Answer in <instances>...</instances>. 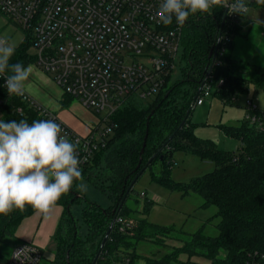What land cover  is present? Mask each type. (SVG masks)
I'll return each mask as SVG.
<instances>
[{
  "label": "trees",
  "instance_id": "trees-1",
  "mask_svg": "<svg viewBox=\"0 0 264 264\" xmlns=\"http://www.w3.org/2000/svg\"><path fill=\"white\" fill-rule=\"evenodd\" d=\"M223 17V8L214 9L211 14L189 16L182 37L181 62L186 64L181 68L183 79L170 83L166 92L150 102L133 96L127 98L114 114L112 124L115 128L106 149L83 170L84 180L100 190L111 201V206L107 209L97 206L80 196L74 186L63 195L57 205L63 208V215L53 237L55 259L48 264H135L136 247L140 242L166 246L167 241L182 246L159 260L145 258L146 264H196L190 261L192 257L205 259L209 264H247L250 256L264 257V127L251 125L244 119L239 126L221 127L226 137L241 143L238 152H229L210 140L198 138L190 122L192 105L212 63L210 55L218 43ZM241 30L239 25L228 31V39L221 46L224 49L219 58L221 63L212 74L216 81L213 95L225 107L232 106L250 85L264 92V67L233 60L228 55L233 48V37ZM32 43L33 40L27 37V45L15 51L9 63L35 64V58L27 56ZM221 80L223 83L217 85ZM67 98L62 102L63 106H67ZM0 99L5 100L0 109V119L5 122L25 119L31 123L40 119L34 107L19 97L9 98L8 92L1 88ZM17 108H22L23 113L19 114ZM256 113L264 118V107ZM177 151L216 165L212 173L194 179L189 185L170 186L184 196H200L204 201L203 208L217 209L219 222L215 237L205 235L202 229L188 234L172 227L154 225L146 219L134 220L129 215L125 203L133 191L130 186L134 179L154 162L161 161L162 177H154V181L169 182ZM154 156L155 160L149 164ZM82 200L86 203L81 213V225L87 230L85 236L79 235L78 221L70 211ZM34 213L27 207L24 212L0 215V245ZM115 215L122 222L132 221L133 227L124 228L123 233V225L116 222L101 249ZM181 255H187L189 261L180 262Z\"/></svg>",
  "mask_w": 264,
  "mask_h": 264
},
{
  "label": "built area",
  "instance_id": "built-area-1",
  "mask_svg": "<svg viewBox=\"0 0 264 264\" xmlns=\"http://www.w3.org/2000/svg\"><path fill=\"white\" fill-rule=\"evenodd\" d=\"M161 0H0V14L13 21L33 40L36 49L35 65L50 75L63 94L86 110L100 116V123L81 137L63 124L50 110L35 103L26 93L16 96L34 107L40 119H54L60 123L68 138L77 145L82 170L96 155L104 151L115 125L112 117L124 101L133 96L147 101L168 90L173 73L181 63L183 27L175 19L165 26L157 22L156 12ZM250 9H264V5L250 0ZM226 15L220 40L212 50L213 69L202 86L201 94L192 110L203 104L215 88L213 70L220 65L223 43L228 31L242 24L245 16ZM226 29V33H225ZM9 75L5 73V76ZM6 79L0 76V88ZM221 80L217 85H221ZM9 96V94H8ZM12 96H9V98ZM5 104L0 99V109ZM251 104L244 120L264 127V118ZM22 114V108H17ZM103 126V130L100 128ZM141 197H145L141 193ZM124 228H132V221L116 219ZM124 233V232H123ZM29 248L27 255L16 259L14 253ZM42 253L33 245L17 247L11 258L0 264H40ZM247 264H264V257H249Z\"/></svg>",
  "mask_w": 264,
  "mask_h": 264
},
{
  "label": "rangeland",
  "instance_id": "rangeland-1",
  "mask_svg": "<svg viewBox=\"0 0 264 264\" xmlns=\"http://www.w3.org/2000/svg\"><path fill=\"white\" fill-rule=\"evenodd\" d=\"M241 22L242 30L233 37V48L231 52H228V55L230 54L233 60L264 67V9H250ZM27 37L28 35L13 21L0 14V38H5L14 43L16 46L15 51L27 45ZM27 56L33 59L36 56V49L29 47ZM32 66L33 71L43 73L46 79L53 82L50 75L44 73L35 64ZM185 66L186 64L183 61L178 64L173 73L174 80L171 84L183 79L181 68ZM29 78L31 80V77ZM214 84H216V81H214ZM214 90L215 88L212 89L209 96L202 97L203 104L196 107L191 114L190 122L193 125L194 134L202 140H210L216 143L224 151L238 152L241 143L236 139L226 137L221 132V127L239 126L246 115L249 104L258 110H262L264 107V92L250 85L248 91L240 96L232 106L225 107L213 95ZM154 99L147 101L150 102ZM76 104L80 105L78 101L74 100L72 107ZM80 107V110L85 115H81L79 119H76L75 131L69 129L77 135L85 137L90 133L91 129L98 126L101 117L88 112L82 106ZM73 109L75 108L73 107ZM67 110L71 111V109ZM75 110L78 111L79 108ZM88 120H90L89 123H87ZM100 130H103V126ZM174 161L175 166L169 173V182L167 183L160 184L154 181V177H162L163 167L161 161L154 162L151 168L146 169L142 173L125 203L130 210V217L134 220L146 219L154 225L172 227L177 230H183L188 234L196 233L202 229L207 236H217L216 225L219 222V219L216 218L217 209L212 206L203 208L204 201L200 196L196 194L184 196L179 190L170 187L171 185H189L194 179L212 173L216 165L210 161H201L197 157L181 151L174 153ZM84 182L88 186L86 192H80L74 185L80 196L103 209L111 206V201L100 190L92 183L85 180ZM141 193H144L145 197H141ZM85 207L86 203L82 200L74 204L70 209L71 215L78 221L80 236H83L86 231L85 226L81 225V213ZM48 218L35 212L32 217L24 219L14 234L7 235L3 239L0 245V262L9 260L17 247L31 245L32 243L25 237L33 234L37 235V237L40 236V239L42 237L46 243L51 241L50 245L47 243V247L42 249L40 264H48L49 261L53 260L55 258L53 238L47 237V229L51 228ZM180 246H182L180 243L172 241H167L166 246L153 242H140L136 247L138 257L135 259V264H146L145 258L159 260ZM179 261L185 263L189 261V258L187 255H181ZM190 261L196 264H209V261L199 257H192Z\"/></svg>",
  "mask_w": 264,
  "mask_h": 264
},
{
  "label": "clouds",
  "instance_id": "clouds-1",
  "mask_svg": "<svg viewBox=\"0 0 264 264\" xmlns=\"http://www.w3.org/2000/svg\"><path fill=\"white\" fill-rule=\"evenodd\" d=\"M250 0H161L156 12L158 23L171 25L173 19L183 27L189 16L211 14L214 9L227 8L229 13L246 16ZM264 5V0H255ZM15 44L0 38V76L5 77L9 96H23L33 66L10 64ZM9 75L5 76V73ZM77 145L54 119H25L5 122L0 119V215L14 211L34 212L47 216L63 195L75 185L86 192ZM29 248L14 253L16 259L27 255Z\"/></svg>",
  "mask_w": 264,
  "mask_h": 264
},
{
  "label": "crops",
  "instance_id": "crops-1",
  "mask_svg": "<svg viewBox=\"0 0 264 264\" xmlns=\"http://www.w3.org/2000/svg\"><path fill=\"white\" fill-rule=\"evenodd\" d=\"M30 77H31V80L29 78V81L26 83L25 93L35 103H37L38 105L52 111L58 117V119L63 124H65L68 128L74 130V128L76 126V123H75L76 119H79L81 115H85L80 110L81 105L76 104L73 106L75 109L79 108L78 111L73 109L72 104L74 103V101H72V100L70 101L69 98H67L63 94L62 90L54 82L46 79V77L43 73L33 71V73L30 75ZM66 98H67L68 104H67V106H63L62 102ZM67 109H71V111L67 110ZM88 112H90V111H88ZM89 121L90 120H88L87 123H89ZM62 215H63V208L59 207V206H55L53 208V210L46 216V218H48V216H49L48 222L51 226V228L47 229V231H48L47 237L48 238L51 239V237L52 238L54 237V235L57 231L56 228H58V225L61 221ZM32 216H30V217H32ZM42 216H45V215L42 214ZM85 230H86V228H85ZM53 233H54V235H53ZM86 233H87V230L85 231V234L83 236H85ZM39 237H37V235L33 234L31 236L25 237V239L29 240L32 243L31 245L38 248L40 250V252L42 253V249L47 247V243L50 245L51 241L46 243V242H44L42 237H41V239ZM54 259L49 261V262L54 261Z\"/></svg>",
  "mask_w": 264,
  "mask_h": 264
},
{
  "label": "water",
  "instance_id": "water-1",
  "mask_svg": "<svg viewBox=\"0 0 264 264\" xmlns=\"http://www.w3.org/2000/svg\"><path fill=\"white\" fill-rule=\"evenodd\" d=\"M225 20H226V15L223 17L222 23H221V25H220V29H219V40H220V36H221V34H222V31H223V27H224V24H225ZM211 57H212V53H211V55H210V58H211ZM212 69H213V65L211 64L210 67H209V71H208V73H207V75H206L205 80H204L203 82H201V84H200V88H199V91H198V93H197V97L201 94L202 86H203L204 82L206 81V79L210 76V74H211V72H212ZM167 97H168V95L166 96V98H167ZM184 124H185V121L181 124L180 129L183 127ZM147 136H148V133L146 134V137H145V140H144V143H143V148H142L141 154L144 153V149H145L146 141H147ZM155 158H156V157L154 156V157L149 161V164H151V163L153 162V160H155ZM160 160H162V159H160ZM141 175H142V172H141V173H140V174L134 179L132 185L130 186V190L133 188V186L135 185V183L137 182V180L139 179V177H140ZM113 213H114V212H113ZM116 219H117V215H115L114 218H113V220H112V223H111V225H110V227H109V230H108V232H107V234H106V236H105V238H104V241H103V243H102L101 249H102V247L105 245L106 241L108 240V238H109V236H110V234H111V232H112V230H113V228H114V225H115V223H116ZM101 249H100L99 253L101 252Z\"/></svg>",
  "mask_w": 264,
  "mask_h": 264
}]
</instances>
